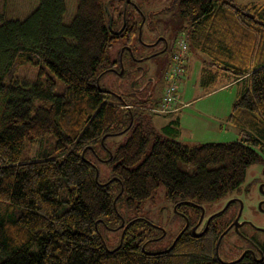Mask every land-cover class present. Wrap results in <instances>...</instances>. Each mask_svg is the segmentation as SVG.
Returning <instances> with one entry per match:
<instances>
[{"label":"trees","instance_id":"16d2710c","mask_svg":"<svg viewBox=\"0 0 264 264\" xmlns=\"http://www.w3.org/2000/svg\"><path fill=\"white\" fill-rule=\"evenodd\" d=\"M173 4L189 48L208 57L215 75L244 83L226 118L239 130L233 141L183 142L176 119L156 128L145 115L161 97L147 109L101 87L126 50L134 55L130 43L146 19L137 2L77 0L68 20L65 0H39L22 19L0 13V264H264L218 258L219 231L210 227L147 251L162 230L116 208L122 195L133 207L162 185L177 211L200 212L238 190L248 166L264 163V3ZM117 40L124 44L111 59ZM117 135L124 142L108 148ZM101 227L119 230L113 247Z\"/></svg>","mask_w":264,"mask_h":264},{"label":"rangeland","instance_id":"374dc122","mask_svg":"<svg viewBox=\"0 0 264 264\" xmlns=\"http://www.w3.org/2000/svg\"><path fill=\"white\" fill-rule=\"evenodd\" d=\"M133 1L137 2L146 14V19L143 26H141L140 37L139 35L135 36L130 43L134 55H131L126 50L122 58L123 71L121 74L107 72L100 78L99 83L104 89L122 95L128 102H143L148 109L155 104V101L157 102L163 90L165 73L170 66L171 56L175 48L174 46L172 48V41L176 36L182 34L180 27L184 19L176 13L177 5L173 4V0ZM234 1L240 4L248 2L264 3V0ZM65 3L66 13L64 17L65 20H68L75 13L77 0H65ZM38 4L39 0H0V13H3L7 18L22 19L31 13ZM170 4H172L170 9L162 10ZM163 35L166 36L170 44L167 50L160 51L161 48L163 49V40L153 46H147L153 40L164 39V37H161ZM123 44L122 40H117L112 45L108 51L111 59L118 57ZM155 52L158 53L149 57L150 54ZM188 58L190 61L186 66L187 74L179 81V91L184 93L183 101H190V103L181 109L180 140L193 144L230 142L237 139L239 137V130L234 124L224 122L222 124L223 129L215 128L213 125L218 124V122L212 116L214 114L219 116L220 114L229 112L230 102L233 103L235 98L241 93L244 83L216 89L226 81L227 75L225 76V73H221L220 70H218L219 75H215L214 67L207 62L208 57L195 48H189L187 61ZM117 68H119V65ZM210 90L213 91L207 92ZM226 103L227 105H225ZM197 110H200V112ZM145 113L147 117H151V121L156 128L162 127L170 119V116L165 114H158L152 111H146ZM192 129L194 130L193 135L190 134ZM124 140L125 135H117L109 137L106 140V144L108 148L114 149L121 145ZM99 154L104 157L105 151L99 150ZM97 164L100 169V180H105L108 174L107 166L103 162H98ZM179 166L188 172H193L194 170L192 165L183 162H179ZM255 179L264 180L263 162L253 163L247 168L245 181L241 185L242 190L239 194L240 208L238 214L240 213L241 220H245L253 226L252 232L259 234L262 232L258 228L264 230V213L261 212L259 207L264 196L260 190L261 184L253 183ZM244 187H248L249 191H244ZM124 197L125 195H122L116 203L117 210L124 218H145L162 230L161 238L146 244L147 251L164 250L172 243L182 225V221L174 212L172 202L166 200L162 185L157 188L152 197L147 198L139 204H134L133 207L126 205ZM212 207L208 212L218 208L219 204ZM234 214L233 211L229 210L223 217L233 216ZM101 231L108 247H113L117 240H119L120 232L118 229L101 227ZM160 232L157 229L156 233ZM228 238L229 235L224 240Z\"/></svg>","mask_w":264,"mask_h":264},{"label":"flooded vegetation","instance_id":"af4514ba","mask_svg":"<svg viewBox=\"0 0 264 264\" xmlns=\"http://www.w3.org/2000/svg\"><path fill=\"white\" fill-rule=\"evenodd\" d=\"M161 37H164V39H158L156 42L160 43V41L163 40V49L161 48L160 51H164L170 47V44L165 35ZM154 42L155 41L153 40L151 44ZM173 42L174 40L172 41V48L174 44ZM113 69L115 74L119 73V69ZM253 183L261 184L260 190L264 196V180L255 179ZM241 190L242 187L224 196L217 202L206 205L200 212L198 210L199 208H186L177 211L175 207H173L174 212L182 221L178 233L183 229V232L188 231L191 234H202L208 229V227H210L219 231L217 238V241L219 239L218 255L224 261H233L243 257H252L253 259L261 260L264 257V230L258 228L262 233L255 234L252 232L253 226L249 222L240 219V213L238 215V212L240 208L239 194ZM244 191H249V188L244 187ZM218 204V208L208 212L210 208H213L212 206ZM260 205L261 212L264 213V198L261 200ZM229 210H231V212L233 211L235 214L233 216L223 217ZM209 217L210 219L208 220ZM236 218L237 221H235ZM235 224L237 225V228L235 227ZM157 228L160 229L159 227ZM227 235H229V238L224 240Z\"/></svg>","mask_w":264,"mask_h":264},{"label":"built area","instance_id":"2783aa9c","mask_svg":"<svg viewBox=\"0 0 264 264\" xmlns=\"http://www.w3.org/2000/svg\"><path fill=\"white\" fill-rule=\"evenodd\" d=\"M173 46L175 48L171 56L170 66L165 73V85L162 96L158 105L153 108V111L158 114H168L177 110L179 81L186 72L189 51L186 37L182 34L176 36Z\"/></svg>","mask_w":264,"mask_h":264},{"label":"crops","instance_id":"0c3cea01","mask_svg":"<svg viewBox=\"0 0 264 264\" xmlns=\"http://www.w3.org/2000/svg\"><path fill=\"white\" fill-rule=\"evenodd\" d=\"M189 58H188V61H187V63H189ZM188 65V64H187ZM187 70V69H186ZM186 74H187V72L185 73V75L184 76H186ZM184 78V77H183ZM230 81L228 80V81H225V82H223V84L221 85V86H219L218 88H216V89H221L222 87H226V86H229V85H235V84H233V83H229ZM201 86V85H200ZM211 91H213V90H210V91H207V92H211ZM161 95H162V92H161V94H160V97H161ZM160 97L157 99V101L160 99ZM183 97H184V93L182 92H180L179 91V97H178V100H177V104H176V106H177V110L176 111H174V112H171V113H168V114H166V115H168V116H170V119H168V122H170V121H172V120H174V119H176L177 120V122H178V128H179V130H180V134H181V109H182V107L183 106H185V105H187L188 103H190V101H188V102H185V101H183ZM231 103L232 102H230V106L229 107H231ZM225 105H227V103L225 104ZM198 112H200V110H197ZM229 111H230V109H229ZM180 113V114H179ZM178 114H179V116H178ZM229 114V112H226V113H224V114H220L219 116L217 115V114H214L212 117H213V119L216 121V122H218V124H215V125H213L215 128L217 127L218 129H223L222 128V124L224 123V122H227V120H226V118H227V115ZM172 115H174V116H172ZM199 116V115H198ZM200 118V117H199ZM167 122V123H168ZM166 123V124H167ZM193 129H192V131H191V135H193ZM191 135H189L190 137H191ZM181 136V135H180ZM192 138V137H191Z\"/></svg>","mask_w":264,"mask_h":264},{"label":"water","instance_id":"95a60500","mask_svg":"<svg viewBox=\"0 0 264 264\" xmlns=\"http://www.w3.org/2000/svg\"><path fill=\"white\" fill-rule=\"evenodd\" d=\"M130 0H127V2H129ZM159 39H163V38H159ZM123 71V69H122V66H121V69H120V71H119V73L118 74H121V72ZM259 207H261V205L259 204ZM239 215V214H238ZM211 217V216H210ZM210 217L208 218V220L210 219ZM235 221H237V218H236V220ZM123 224V222L121 223V225ZM235 227L237 228V225L235 224ZM182 231H183V229L177 234V236L174 238V240H173V242H172V245L174 244V242H175V240L177 239V237L182 233ZM218 245H219V239H218V241H217V243H216V247H215V251H216V255L218 256V258H220L219 257V255H218ZM239 259V258H238Z\"/></svg>","mask_w":264,"mask_h":264}]
</instances>
